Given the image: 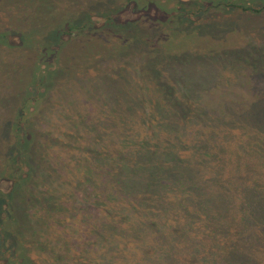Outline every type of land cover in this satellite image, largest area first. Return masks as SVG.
Wrapping results in <instances>:
<instances>
[{
  "label": "rangeland",
  "instance_id": "rangeland-1",
  "mask_svg": "<svg viewBox=\"0 0 264 264\" xmlns=\"http://www.w3.org/2000/svg\"><path fill=\"white\" fill-rule=\"evenodd\" d=\"M94 5L93 9L101 7ZM64 6L63 0L52 4L0 0V24L18 23L28 30L25 46H19L21 36L13 33L7 41L13 49L0 47L1 193L12 181L5 160L14 158L8 151L16 144L14 134L20 130L18 108L25 100L20 90H35L31 48H46L53 41L68 39L67 34L53 36L55 26L68 16L63 13ZM30 10L34 15L20 22L21 15H31ZM118 10L108 24L100 15L90 16L94 39L80 36L67 45L54 73L42 71L51 87H45L47 92L40 101L24 105L22 114L28 123L19 126H24L21 133H27L29 139V129L35 128L41 138L40 143H28L30 151L39 153L36 163L40 168L26 176V184L53 197L47 213L62 224L52 228L44 223L37 229L50 245L59 240L73 255L79 249L75 256L88 264H239L240 256L227 262V251L219 249L201 222L192 227L186 223L188 213L179 215L185 219L182 227L171 225L168 230L169 220L160 219L177 214L167 210L170 207L165 201L171 197L160 187L174 182L187 191L189 183L214 191L220 177H235L231 171L239 153L250 159L264 148V72H252L254 65L264 67V11H211L205 14L209 16L204 25L190 26L191 33L179 37L176 31L170 32L162 44H167L169 51L155 63L167 74L166 97L159 87H152L139 63L144 45H130L126 50L121 38L126 35L124 29L112 28L141 18L159 19L163 14L153 6L136 10L132 3ZM163 36L165 33L159 37ZM192 49L198 57L192 55H196ZM116 53L119 55L111 66L102 61ZM225 56L240 57L242 63L252 60L254 65H223ZM52 60L49 57L40 66ZM199 96L206 108L228 121L200 109L186 118L184 112L172 109V99L196 103ZM148 148L153 150L152 157L146 153ZM97 150L104 152L96 156ZM151 167L156 171L150 173ZM165 172L182 177H162ZM85 200L91 204L84 206ZM2 209L4 204L0 206V229L6 217ZM217 232L222 233L220 229ZM3 237L0 245L8 250L15 239ZM7 254L0 252V264Z\"/></svg>",
  "mask_w": 264,
  "mask_h": 264
},
{
  "label": "trees",
  "instance_id": "trees-1",
  "mask_svg": "<svg viewBox=\"0 0 264 264\" xmlns=\"http://www.w3.org/2000/svg\"><path fill=\"white\" fill-rule=\"evenodd\" d=\"M36 1H39L41 4H52L54 0ZM63 1L65 3V11L63 13H66L68 16L62 19L60 24L55 26L53 36L54 39H56L60 34H67L68 39L65 41H53V43L46 48H42L43 46L38 45H34L31 48L34 55L33 66L31 68L34 75L32 84L35 86V90L34 92H31L32 90L29 92L26 89H24V91L23 89L20 90L21 93H23L22 99H25L19 104L18 108L19 121H17V126L20 130H17L18 132L14 134V138L17 140L16 144L9 148L8 151L14 155V158L5 160V162L8 161L9 165L7 170L11 173L12 177L10 178L12 181L10 185H8V189H6L7 191L5 193H1L0 191L1 197L4 199V201H0V206L2 204L5 205V209H2V211L6 216L2 221L3 227L0 229V238L4 236L3 238L7 240L13 237L15 241L9 245L11 247H9V249L7 248L8 250H6L4 245H0V252L8 253L7 259L2 264H88L85 260L75 256L79 254V249H77L75 253L73 252L75 254L73 255L69 251L68 246L61 243L59 240L50 245L51 243L46 242L43 236H41L42 233L37 229L44 223L52 228L62 226V224H58V218H52L50 213H47L48 204L53 200V197L39 193L34 187H28L26 184L29 181H27L29 177L26 176L40 168L39 164L36 163V160L39 159V153L33 149L30 151L28 143H32L33 141L40 143L41 138L34 128L29 129L30 137L27 139V133H21L24 126H21V128L19 126L22 125V123H28V118H24L22 114L24 105L28 101H40L39 99L47 92L45 87H51L50 82L46 81L47 75H42V71L47 69L51 74L56 70L59 64L60 53L78 37L82 36L87 39H94L95 36H91L90 34L94 32L95 29L89 30L91 24L90 16L92 14L100 15L105 20V23L108 24L114 20L115 14L119 11V8L122 9L130 3L134 5L136 10H146L150 6L160 10L163 15H159L161 16L159 19L141 18L142 20L139 19L136 20V22H129L127 25H113L112 28L118 26L124 29L126 35L121 36V38L122 40L124 39L126 50L130 45H144L139 63L144 66L147 79H149L150 84L153 85L152 87H159L160 93H164L166 97H168L167 93L169 91L168 88L165 87V78L167 74L164 72L163 67L158 68L155 66V63L162 55L164 58L169 51L168 46H165L167 44H162L166 38H168L167 36H169L170 32L176 31L179 37L185 36L186 33H191L193 28H190V26L195 24L204 25L206 16H209L205 14L211 11L226 12L237 10L241 13H260L264 11V0ZM95 3L100 4L101 7L93 9L94 6H96L94 5ZM29 12H32L31 15H21L19 17L20 22H27L30 16L32 17V15H34V11L30 10ZM200 13L204 15H198ZM217 16L220 17L221 15ZM238 16L241 17V15ZM193 17L195 22L191 19ZM1 21L2 20H0V23ZM186 22L190 24H186ZM6 25L0 24V47L13 49L7 42L10 35L13 33H17L21 36L22 44L20 42L19 46H25L28 30H24L23 27L20 28L18 23H7ZM142 25L144 29H141ZM110 30L114 31L112 29ZM106 32L109 33L108 30H106ZM162 33H165V36L161 39L159 36ZM139 36H144L141 42L138 41ZM19 46H17V48ZM162 50L166 52L163 53ZM194 50L195 49H192V52H194ZM194 53L196 55H192L198 57V54L196 52ZM118 55L119 54L108 56L102 61H107L109 66H111L110 64L113 62V59ZM167 56L173 57L171 54H167ZM237 56H225L227 58L223 59L225 61L222 64L226 65L225 63L239 62L245 66L254 65L252 60L250 63H242L240 57L238 58ZM49 57H53V63H46L45 66H40V63L45 62ZM146 63H152L153 66L147 67ZM254 66L253 73L264 72V67ZM37 75H39V77H37ZM200 100V96L199 101L196 103L192 99L184 101L172 99V109H179V111L184 112L186 118L194 115L196 109H200L204 113L215 115L220 121H228L210 111ZM165 101H167V98ZM160 102H163V100L161 99ZM32 112H34V110ZM236 115H233L230 119ZM261 136H263L262 139L264 140V132H261ZM22 138H25L24 142H20ZM100 152H104V150H97L96 156H99ZM146 153H149L151 157L153 156V150L150 148L146 149ZM242 155L243 154L239 153L235 157L236 160H233L236 164V168L234 171H231V174L235 173V177H220L214 191H204V188L190 186L189 183L187 191H183L181 186L174 184V182H171L170 187H160V190L166 191L171 197L170 200L165 201L166 205L170 207L167 208V210L170 211V214L174 211L178 215H168V219L161 218L160 220L163 219L165 222L169 220L170 225L168 226V230H170L169 228L171 225L182 227L185 219L183 216L179 215H187L188 213L189 217L186 223L192 227L193 224L195 225L199 224L197 222H201L207 229L208 235L216 241L214 243L217 244L219 249L227 251L225 257L227 262H229L231 258L236 259L240 256L241 262H238L239 264H264V148L256 150L254 157L252 158L250 156V159L247 157L243 158ZM163 157L167 159L168 156ZM199 161L200 158L196 160L198 163ZM150 163L154 165L153 161ZM150 163H148V161L146 162V164ZM150 169V173L156 171L154 168L152 169V167ZM169 176L172 178L182 177L177 172L172 174L165 172L162 174V177ZM208 192H212L214 195H207ZM53 204V202L50 203V207H52ZM84 204V206H89L91 202L85 200ZM102 206L103 204L97 205L96 209H100ZM56 208L57 204H55L53 212L57 210ZM25 216H27L26 219H24ZM13 218L14 225H12ZM7 223L11 224L8 226ZM191 227H189L188 230H190ZM179 229L173 231L175 232ZM193 229L191 230L192 232ZM218 229L222 231L221 234L217 232ZM208 244L207 242L206 245ZM200 245H203V242H201ZM51 248L57 249V251L52 252L50 251ZM2 249L4 251H2ZM172 250L173 249H171V251ZM32 254H36L37 257Z\"/></svg>",
  "mask_w": 264,
  "mask_h": 264
}]
</instances>
